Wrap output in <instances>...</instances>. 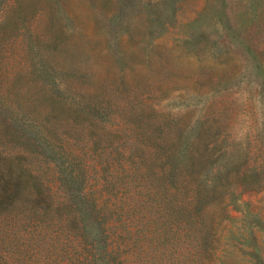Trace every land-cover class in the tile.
I'll list each match as a JSON object with an SVG mask.
<instances>
[{"label": "rangeland", "instance_id": "374dc122", "mask_svg": "<svg viewBox=\"0 0 264 264\" xmlns=\"http://www.w3.org/2000/svg\"><path fill=\"white\" fill-rule=\"evenodd\" d=\"M46 63L58 75L72 65L94 86L139 85L154 116L174 129L189 124L187 139L213 126L207 143L217 164L244 163L263 179H232L205 264H264V0H0L1 168L28 154L52 163L46 181L58 177L63 186L60 179L80 173L78 161L41 132L30 99L46 92ZM78 224L84 238L76 243L88 261L100 262L101 227ZM11 228L0 215V264L15 262L3 244ZM175 261L187 264V257Z\"/></svg>", "mask_w": 264, "mask_h": 264}, {"label": "trees", "instance_id": "16d2710c", "mask_svg": "<svg viewBox=\"0 0 264 264\" xmlns=\"http://www.w3.org/2000/svg\"><path fill=\"white\" fill-rule=\"evenodd\" d=\"M55 70L45 64L46 92L30 99L41 132L78 161L81 181L72 174L63 186L58 177L47 182L52 163L28 154L6 159V170L0 164V215L12 223L3 244L13 264H177L184 255L187 264H205L232 179L259 184L260 170L217 164L207 143L213 126L187 139L189 124L174 129L154 116L139 85L94 86L72 65ZM81 219L101 227L98 263L76 243Z\"/></svg>", "mask_w": 264, "mask_h": 264}]
</instances>
